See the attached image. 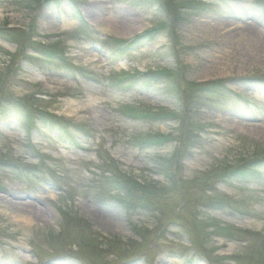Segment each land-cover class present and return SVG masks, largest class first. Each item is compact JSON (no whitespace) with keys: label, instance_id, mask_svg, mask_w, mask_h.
I'll return each mask as SVG.
<instances>
[{"label":"rangeland","instance_id":"rangeland-1","mask_svg":"<svg viewBox=\"0 0 264 264\" xmlns=\"http://www.w3.org/2000/svg\"><path fill=\"white\" fill-rule=\"evenodd\" d=\"M10 191L0 264H264V0H0Z\"/></svg>","mask_w":264,"mask_h":264},{"label":"bare ground","instance_id":"bare-ground-1","mask_svg":"<svg viewBox=\"0 0 264 264\" xmlns=\"http://www.w3.org/2000/svg\"><path fill=\"white\" fill-rule=\"evenodd\" d=\"M140 30L143 29L142 26L139 28ZM249 31V29H244ZM22 201V197L19 196L18 192L10 191L9 195L2 196L0 195V205L2 208H9L10 214L12 215L13 219L16 222H22L25 225H32L35 220V210H37L36 206L32 202ZM39 214H41L43 219H47L46 212L42 209H38ZM2 264H14L13 262L4 261Z\"/></svg>","mask_w":264,"mask_h":264}]
</instances>
